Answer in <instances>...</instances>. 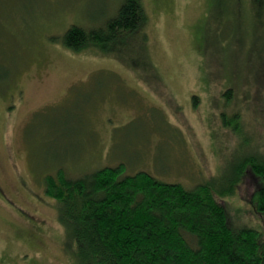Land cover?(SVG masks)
<instances>
[{
  "label": "rangeland",
  "instance_id": "1",
  "mask_svg": "<svg viewBox=\"0 0 264 264\" xmlns=\"http://www.w3.org/2000/svg\"><path fill=\"white\" fill-rule=\"evenodd\" d=\"M122 1L0 0V264H78L46 193L60 167L77 178L123 164L191 188L235 179L246 156L264 159V24L254 34L253 0L244 12L227 0L233 13L222 0H143L134 56L128 45L64 44L70 24H101ZM239 181L225 195L229 214L255 224Z\"/></svg>",
  "mask_w": 264,
  "mask_h": 264
},
{
  "label": "trees",
  "instance_id": "2",
  "mask_svg": "<svg viewBox=\"0 0 264 264\" xmlns=\"http://www.w3.org/2000/svg\"><path fill=\"white\" fill-rule=\"evenodd\" d=\"M239 5L244 12V1ZM117 7L101 24H70L64 44L109 52L128 45V53L136 55L132 41L148 21L143 0H123ZM216 7L232 12L227 0ZM252 7L256 34L264 24V0H253ZM249 24L245 19V30ZM128 36L131 44L125 43ZM144 63L145 70L154 71ZM124 167L104 166L77 178L60 167L46 176V193L59 202L78 264H264V159L246 156L235 167V179L191 188L145 170L128 174ZM239 179L248 188L255 224L236 223L229 214L225 195L240 187Z\"/></svg>",
  "mask_w": 264,
  "mask_h": 264
}]
</instances>
